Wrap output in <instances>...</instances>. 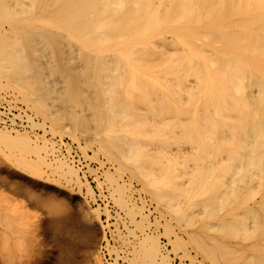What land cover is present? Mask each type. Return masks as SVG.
<instances>
[{
	"label": "rangeland",
	"instance_id": "rangeland-1",
	"mask_svg": "<svg viewBox=\"0 0 264 264\" xmlns=\"http://www.w3.org/2000/svg\"><path fill=\"white\" fill-rule=\"evenodd\" d=\"M5 1L13 8L18 7L17 9H19V5L23 6L25 4L27 6V8L32 9V8H30L31 4L29 3V0H26V1L20 0V1H22V4L19 0H17L19 2H17L16 0H11V1L8 0L11 3H9L7 0H5ZM23 2H25V3H23ZM25 5H24V8L27 9ZM5 14H7V12L5 10L0 11V47L2 49H4L3 51L8 52V51H14L16 48H20L19 42H24L26 39L23 37L18 38V36H20L19 33L23 32L25 30L24 28H22L24 25H31L32 23L29 21H27V23H26V21H23V22L17 24L15 26V28H13V25H11L10 22L6 20ZM28 23H30V24H28ZM34 25H37V24L34 23ZM39 25L37 26V28L41 29V25L40 26ZM15 29H16V31L14 32ZM42 29H45V28H42ZM23 48L19 49L20 54H22L26 57L28 56L29 58H32L33 55L31 54L32 51H31L30 47H28V48L23 47ZM47 49L50 50L49 47ZM48 50L45 49L44 52H42V55L45 54V52L47 53ZM50 51L47 53V54L50 53V55H48V56L46 55L47 57L45 59H47L49 57L47 60L48 61L47 63L50 62L51 65L49 64L50 65L49 67L52 66L51 69L47 68L48 66L47 67L41 66V65H44L46 63V60L44 61L45 63H42L44 60V55H43V57L39 56V55H41V54H39L41 52L38 53L39 55L35 54L37 57L36 56L34 57L36 59L37 58L39 59V60L37 59V63H35L36 65L34 64V66L37 67V65H38V67H39V63H40V66L42 68L43 67L45 68L43 70H42V68H40L39 69L40 72L36 69V67L32 68L33 71L31 69L32 72H30V71L26 72L24 69H21L20 67L16 68V70L14 72L12 69H10L7 66H4V67L0 66V128H2L4 130H10V132H12V133H16L15 132L16 130L21 131V132H25V134H27L30 137L33 144L35 141H37L38 144L40 145V148L37 150L35 148H29V147H25L23 145H10V144H7L3 141H0V264H58V262H60L59 261L60 255H58V254H60V252H59L60 250L58 249L59 246H58V248H57V245H55V244H53L54 245L53 246L52 245L53 240L50 241L51 237L49 235L47 236V234L44 231L42 232V230H41L40 223H39L40 220L38 219V217L41 218L43 216L44 209H43V206H41L39 203H37V201H35L36 198L38 197L37 195H35L36 192H37V194L42 193L41 195L38 194L41 197L44 195L45 196H52V197L57 196L56 198H60V199H62L63 198L62 196L66 195V194L71 195L72 196L71 200L75 204V208L79 211H82L83 213L85 212L84 214H85V217L87 220L86 221L87 225L90 226V224H91V226L95 227V229L97 228L96 230L99 233L98 242L94 246L95 248L92 247L93 248V249L91 248L92 250L91 249H89L90 251L88 250L89 252H87V254H85L86 258H83V260L85 259L84 262H82L83 260H81V262H82L81 264H97V262H99V260L102 264H150V263L155 264L156 262H158L160 255H157V257H156V254L154 253V255L149 256V258L150 257L153 258V260L151 259L152 260L151 261V260H149L147 255L143 253V251H144V249L142 248L143 245L145 244V246H146V244L151 243L149 236L151 238L153 236L158 237L159 244L161 245V250H163V252L166 253L167 256L169 255L168 259H169L170 264H264V261H263L264 255H262L264 253V241H263V238H264V231H263L264 230V202H262L263 204L261 203V200L264 199V182L259 184V182L256 181L255 179L249 180L250 178L247 179L245 177V176H248L246 174L247 172H249L255 168H251V170L249 169V171H247V172L244 171V169H242L243 171L240 170L244 173L242 176L243 178L241 177L240 180L233 179L232 183L229 181L228 185L227 184L225 186L222 185L224 187L230 186L229 187L230 190H231L232 186H236L233 188V192H234L233 195L234 196L233 195L229 196V194L227 193L229 196L227 199L228 203H226L227 201L222 202L223 204L225 203L224 204L225 206L223 204H221V205H223V207H221V208L218 207V209H215L214 206L212 204H210L211 207L213 208V211H212L213 213L210 211L212 209H209L208 205L210 202L208 201L207 197L209 198V196H212V194L215 192L217 194V192L220 191V189H219L220 186L217 187V189H216L217 191H215V192L212 191V193L210 192L209 189H208V193L207 192L205 193V190H203V187H202V183H203L202 181L203 180L206 181L205 180V177H206L205 171H206L207 167L212 166V168H211L212 170L208 169L210 171V174H209V171L207 173L210 175V177H209L210 179L208 178L209 181H207L208 182L207 185L205 184L206 187L211 185V183H213V182L215 183V181H217L214 178L215 173H217V174H215V177H217V175H219V172H224L223 171L224 169L229 168L231 166V161H232L233 157L231 156L232 158L230 161V158L228 157L230 155H227V157H226V152L229 149H230L229 152L234 149V147L232 150H231V148H228V147H232V145H230V143H232L233 145L238 143V142H236V139H237V135H239L238 134L239 131H238L237 135H234V137H231V140H230L229 137L231 135L230 136L227 135V134H230V130H231V129H229L230 127L228 128L229 132L227 134H225L226 132L224 131V129L226 128L225 125H224L225 128L223 127L224 129L222 130L223 133L219 131L220 130L219 127L221 126L222 123L218 127V130L217 129L215 130L213 128L214 127L213 122L217 121V120H214L216 118H214L212 120L211 116L214 117V114H215V111L213 110L214 105H215L214 96L218 97L217 96V95H219L218 92H216L217 94L215 92H213L214 93L213 94L211 91H210L211 93L209 92L210 94L207 93L208 96L211 97V101L207 97L209 102L205 101V104L209 103V105L208 104H206V105L209 106V107L208 106L207 107L209 108V111L211 112L212 115L210 114L211 120H210V118H208L211 122L208 120H206V121L211 123V125L209 124L211 127L208 126V123H203V125L207 124L209 129L205 128V130H204L205 133L204 134H203V132H200V133L203 134L202 137L204 138L205 136H207L206 135V132H207L206 129L207 130L212 129L210 131V133L213 132V135L215 136V139H216L213 141L216 142L218 145L223 141L225 142L226 139H229L231 141L229 143L230 146H228L227 143H221L219 145V146H223L226 149H224L223 147H221V148L217 147L218 150H223V152L225 150H227L225 153H222L223 155L221 153L218 154V152H216V149L215 150L213 149L215 144L213 143L214 145H212L211 142H213V141H210V139H214L212 137L213 136L212 134H211L212 136H208L209 138L212 137L210 139L205 140L206 139V137H205L203 140V138L200 137V135H199L198 139L199 138L202 139V140L199 139V142L205 141V143L202 145L203 148L209 147L208 148L209 150L210 149L214 150L217 153L216 157L214 156L215 154H213L214 152L212 150L208 151V149H207L208 152H206V150H204L206 152L205 153L204 151H202V149H203L202 146L197 147L198 146V140H195L197 138L194 139V137H193L195 143L193 142V139H191L190 141L184 142L185 140L183 141L182 139L183 138L187 139L188 137H186V136L184 137L185 133H183L182 131L180 132L183 136V138L181 139L183 141V144H182V141H180L182 146H180V143H179V145L173 144V142L175 143V141H176L175 138L178 139L177 137H179V138L181 137V136L175 137L178 134V132L180 131V129L182 127L185 128L184 126H182L180 129L175 128V124L173 122H176L177 118H179L178 113L180 115H182L181 113H183L182 110H181L182 111L181 113L179 110L181 108L180 106L182 105V103L184 104L187 101H190V99L183 98V100L180 101L182 103L180 106L178 104V107H180V108L178 109V111H179L178 113H177V111H175L177 114L175 116L176 118H173L174 121L172 120V118L171 119L168 118L169 115L172 113L171 109H170V111H165V110H169V109H167L168 108L167 105L169 104V102L172 101V103H175V102L179 103L178 101L181 100V98H182L181 96H184V95L187 96L188 94H191V92L188 90L184 89L185 91H183V88H181V87L185 86V88H186L187 87L186 83L192 84L189 82H191L192 80L195 79L194 74L190 75L191 76L190 78H192V79H190V78L188 79L190 81L187 82V80H185L186 82H184L183 81L184 76L182 78L181 77L182 74L180 73L181 76L179 75V77H180V79H183L181 81H183L185 83V85L183 86V84H184L183 82H182L183 84L180 83V85H179V82L178 83L176 82V84H178V86L181 88V90H179L180 88H178L177 89L178 91H175V92H177L175 94H173L175 89L173 90V92L171 94H169L168 89L167 90H166V88L161 89L159 86L157 89H153L152 86H154V83L152 84V81L150 79L148 84H150V83L151 84L149 86L153 90H155V91L157 90V92H155V91H154L155 93L152 92L153 93L152 95H151V93H149L148 95H151V96H148L146 94L148 93V89L150 90V87L149 88L147 87L148 89L146 90V94H144V92H143L145 87L143 89H141V87L146 83V82H144L143 84H141L142 83L141 81H143V80L147 81V78H148L147 76H149L143 71V69H141L142 68L141 65H143L145 63V62H141V61H140V63H142V64H138V66L140 65L139 67L137 66V63L139 61L132 62V64H134L132 66H130L131 63H129L128 65L130 66V68L134 67V66H135V69L137 67L140 68L138 70L133 69V71L135 70L134 71L135 73L137 72L139 75L140 74H143V75L146 74L142 77L140 76L141 78H144V79H141L140 77H138L141 79V81L137 79L138 75L135 77L136 79L134 78L136 81L138 80V82L139 81L141 82V83L140 82L137 83V85L140 86V84H141V87H139V88L141 89L142 92L140 90H138V86L136 85V83H135V85L137 87L134 84H132V79L128 75L130 74V76H131V73H133V72L129 71V69H130L129 68L127 71V79H126V81L128 82L127 85L128 86L130 84L134 85L132 87V90H135V91L132 92V90H130L131 89L130 86L127 87L125 85V87H124V86H122L123 84L122 85L119 84L122 89H119V88L117 89L118 90V92H117L118 97H117V95H115V97L124 100V101L122 100V103H124V102L126 103V104L124 103V106H125L127 113H132L133 115H136L133 113L134 109H136L137 115L139 116V114H140L141 116H143V117H138V119L142 118V119H144V121L145 120L146 121L141 122L140 120H142V119L137 120L136 119L137 115H136V117H133L132 115H131L132 117H129L130 116L129 115L128 117L132 118L131 121H134L135 119H136L135 120L136 122L140 121L139 123L135 122L136 125L133 122V125L135 127L132 125V122H131L130 126L134 127V128L132 127V131L130 129H128L129 127L124 128L125 126L129 125V124L124 125L126 120H123L121 122L117 121L118 123L116 122V124H115V120H114V122L112 121V123L114 125L112 123H111L112 125L108 124V123L106 124L108 127H106V131L104 132L103 131V122L100 119L104 120L103 117H105L104 115H106L107 106H103L102 103L100 104L101 108H102V106H103V108L104 107L105 108L101 109L104 115L102 118H99L98 116L101 113L100 108L98 109L100 111L98 114V111L96 110L97 108L95 109L96 111L93 110L95 108V106L91 103L92 100L94 102L96 99L94 90L87 88V90H88L87 94H89V95L92 94V96H91L92 99L88 96V101L93 106H86L88 104V101L86 104L84 102L85 99L81 100L82 101L80 104L81 108H79V106L77 104H75V106L73 107V105H71L73 103H71V104L65 103V106L62 107L63 104H60L57 101L56 98H58V96L62 95L64 92L63 87L65 88V84L62 81L66 79V75L63 74V76H60L61 74L59 75L57 73H59L58 70H60L61 68L64 70V68H66V67L64 66L65 64H63V63H65V61L62 60V58L60 59L59 57H57L58 54L56 52L54 53L52 50V52L54 54H51L52 52H50ZM2 55H3V53L0 52V58ZM160 59H157V60H159L158 62L162 63L161 65H163L164 60L163 61L161 60L162 61L161 62ZM57 60L58 61L62 60L63 63L62 62L60 63V61H59V63H57L58 62ZM215 60H218V58L217 59L215 58ZM40 61H42V62H40ZM176 61H173L174 65L180 63V60L178 61V63H176ZM181 61H184V60H181ZM198 61L200 64L202 63L200 60H198ZM135 62H137V63H135ZM156 63L154 62L151 65H153V66H154V64L156 66L158 65V68H159V66H160L159 63L158 64H156ZM169 63H172V62L170 61ZM169 63H168V65H173V64H169ZM185 63L186 62L184 61V64ZM145 64H147L146 67L151 66L149 63H145ZM164 67H167V65ZM158 68L153 69L154 73L153 72L152 73L154 75H151V77L152 78L154 77L153 79H155V80L158 79L156 77H159L158 80L161 82H162V79H160V78H162V77L164 79L167 78L164 81L167 85L169 80H171L170 75L167 73H166L167 75H164L165 73H164V71H162L163 70L162 67H161V69H162L161 71L164 74H161V72L157 71ZM183 68L188 70L187 69L188 67H183ZM183 68L181 67V69H182L181 72L185 70V69L183 70ZM164 70H166V69L164 68ZM186 72H184V73H186ZM135 73H134V76H135ZM176 74H178V73H175V75ZM189 74H191V71ZM24 75H27V76L24 77ZM186 75L188 76V74H186ZM64 76H65V79H64ZM193 76H194V78H193ZM41 77L44 78L45 82H47L50 85H47L46 83H44V81L42 80ZM25 78L32 79V80L36 79V81H35L36 84H37V82L41 81L39 84H37V85L35 84L36 86H40V84H42V81H43L44 85L46 84L45 86L42 84L43 86H40L37 88H39L40 91L43 92L44 97L47 96L46 97L47 101L44 103V105L46 106L47 113H42L41 111L35 112V110L31 109V107L28 104H26L27 102L25 100H23L24 99L23 94L19 90L20 89L19 83L22 82L23 80H25ZM37 78L41 79V80L37 81ZM172 78H173V76H172ZM174 79H175V77H174ZM177 79L178 78L176 77V80ZM185 79H187V78H185ZM32 80H28V81L31 82ZM167 80H168V82H167ZM126 81L125 82L123 81V83L125 84ZM129 81L131 82L130 84H129ZM136 81H134V82H136ZM177 81H179V79ZM66 82H67V79H66ZM192 82H194V81H192ZM51 83L54 85L51 86ZM148 84H145L144 86H146ZM172 84L175 85V81ZM181 84H182V86H181ZM54 86L56 87L55 90H53ZM172 86L173 85H171L169 87H172ZM192 86H195V85L192 84ZM82 87H83V85H82ZM176 87H177V85H176ZM58 88H60L62 91L59 90ZM136 88H137V91H136ZM173 88H175V86H173ZM45 89H47L49 91H46ZM57 89H58V92L56 91ZM191 89H192L191 91L194 90L193 88H191ZM201 90H205V89L202 88ZM201 90H200V92H201ZM59 91L61 92V94L59 93ZM195 91L196 90H194V92ZM205 91H208V90H205ZM202 92L204 93V91H202ZM234 92H231L232 96H230L232 101L233 100L235 101V99L237 98L236 97L235 99H233V96H235L237 93V92H235V94H233ZM121 93H127V94L123 95ZM196 93L197 92L192 93V94H196ZM201 93L199 95V97L201 96V98L198 97V93L196 94L197 98L200 101L197 100V102L199 101L197 103V106L196 105L193 106V103H192L193 108L197 107L196 109H198L199 106L201 107L202 103H204V99H203L204 96L203 95H205L206 92H205V94H203V93L201 94ZM192 94H191V96H188V97L193 98L194 95H192ZM119 95L125 96L126 98H123L121 96L119 97ZM238 95H239V97H242V96H240V95H242V94H240V92L238 93ZM166 97H167V101L169 100L168 102H166L168 104L162 102L164 100V98H166ZM184 99H187L186 102L184 101ZM229 99H227V100H229ZM231 99L229 101H231ZM240 99L241 98H239V101H240ZM97 100L100 101L99 98H97ZM111 100H113V97H111L110 100L108 99L107 101L110 103ZM158 100H161L160 103H163L162 107L164 105L167 106V108L164 107L163 110H160V108H162V107H160L158 110L159 112L160 111L161 112L164 111L165 113L171 112L170 114L169 113L167 114L168 117L166 119L161 117V119H163V121L169 119L168 120L169 122L166 121V122H162V124H161V120H158V119H160L158 117L159 113L157 111L156 112L158 115L157 114L153 115V113L152 114L150 113L151 111L155 112V110H157L156 108L158 105L157 104ZM193 100L196 101V99H193ZM126 101L131 102V105L129 103H127ZM154 101H156V103ZM164 101H166V99ZM229 101H226V103L228 104ZM232 101H231V103H232ZM239 101H237L238 103L236 101L233 102V104H232L233 107L235 104V105H237L236 107L239 108V106H238ZM191 102H194V101L191 100ZM200 102H202L201 105H200ZM82 103L84 104V106L82 105ZM146 103L149 106H151V104H152V106L149 107L146 105ZM172 103H170L171 106L169 104L170 107H173ZM187 103H189V102H187ZM231 103L229 106L227 105L228 106L227 108H229V107L232 108ZM98 105H99V102H98L96 107H98ZM126 105H127V107H126ZM160 105H158V107ZM206 105L205 106L203 105V106L206 107ZM131 106L134 108L133 111H131L132 110ZM175 106L177 107L176 103H175ZM175 106L173 107L172 110L175 109ZM186 106H187V104H186ZM108 107H109V105H108ZM147 107H149V109L150 108L153 109L154 111L153 110L147 111L148 110ZM183 107H184V105H182V108ZM185 107L183 109L184 111H185ZM204 107H203V109H204L203 111H206L205 110L206 108H204ZM236 107H234L236 109V111L234 108H232V109L230 108L231 109L230 111H232V110L235 111L234 114L235 113L238 114L240 112L239 109ZM240 107H241V104H240ZM177 108H176V110H177ZM109 109H111V107H109ZM188 110H189L188 112L191 113L190 108H188ZM198 110H197L198 112L195 116L193 114H195L196 111L193 110L194 112L191 113L192 117H190L191 114L189 116H187L188 118H182L183 116L182 117L180 116V117L182 118V120L183 119L188 120V121H186L188 124L194 120H197V121L199 120L198 123L200 121L203 122V120H205L207 118V117L205 118L202 116V115H204L205 112L202 113V111H200L201 109H198ZM209 111H208V113H209ZM164 112H162V113H164ZM200 112L202 113L201 117H203V120L198 119V117H197L198 115L201 114ZM232 112L230 113L231 115H232ZM25 113L28 114L29 116L26 115ZM165 113L163 115H165ZM186 113H187V110H186ZM58 114H60L61 117L62 118L64 117V118L62 119ZM96 114H97V116L95 117ZM187 114H185V116ZM62 115H64V116H62ZM174 115H172V116H174ZM227 115H228V113L225 116H227ZM101 116H102V114L100 115V117ZM236 116H238V115H236ZM236 116H234V117H236ZM165 117H166V115H165ZM201 117H199V118H201ZM234 117H233V119H231L232 121L237 120V118L234 119ZM106 118L107 117H105V119ZM181 118H179V119H181ZM189 118H191L192 121L189 120ZM227 118H228V116H227ZM52 119L55 120V122L52 121ZM224 119H225L224 121L227 122L226 120H228V119H226L225 117H224ZM170 120L173 121L172 125L169 124L171 129L167 126L168 125L167 122L170 123L171 122ZM182 120H181V122H182ZM157 121H160L159 123L162 125L161 129L163 128L161 135H159V133L161 132V131H159L160 128L156 129L157 128L156 126L159 127V125H160V124H158ZM232 121H230V122L228 121V122H229V124H231L235 128L236 123L234 124V122H236V121H233V122ZM150 122H152L154 124V125H152V124H150V125L155 126V128L153 127L155 129L154 136L151 134L154 132L153 128L150 127L152 129V132L148 128L145 129L146 127H149L148 123H150ZM186 122H184V123H186ZM225 122H223V124ZM237 122H238V120H237ZM40 123H41V125H39ZM58 123H60V124L58 125ZM121 123L122 124L124 123L122 125V127L120 126ZM126 123H129V122L126 121ZM193 123L196 124L197 122L194 121V122H192V124H190V126L191 125L193 126L191 128L194 130L193 131L191 130V131H192L193 135L195 136L196 134L194 132H199V130H202L204 127L202 128V126H203L202 125L201 126L202 129L196 128L197 126H195ZM182 124H183V122H182ZM182 124L176 123L177 126L182 125ZM188 124L187 125L183 124V125H185L187 127ZM223 124H222V126H223ZM227 125H228V123H227ZM79 126H80V128H78ZM190 126H188V127H190ZM183 128L181 130H183ZM234 128H232V131ZM164 129H165V132H163ZM197 129H198V131H197ZM221 129H222V127H221ZM52 130H54V132ZM146 130H149L147 132H149V135H152L153 137L152 136L148 137L147 135H146V137L143 136L146 134ZM157 130L159 131L158 133H156ZM236 130H238V129H236ZM236 130L234 129L233 132H235ZM142 131H144L145 134L142 135V133H143ZM186 131H187V129L184 132H186ZM217 131H219L220 136H223L221 134H224V135H227L228 138H226V136H223V139H224V137L226 139L222 141L221 139H219L220 137L217 135L218 134V133H216ZM232 131H231V133L233 136ZM72 133H74V134H72ZM134 133H135L136 137H134L135 135L134 136L132 135ZM180 133L178 135H180ZM104 134H105V137H109L112 135L116 136L115 138L110 137L112 139L110 142H111V144L112 143L118 144L120 146V149L123 152V154L121 156L117 155L116 157L113 156L112 158L110 156L107 157L108 155L106 156L104 153H102L99 150V143H98V140L96 139V136L98 135V136L103 137ZM207 134H208V132H207ZM235 134H236V132H235ZM71 135H75L77 137V139L72 138ZM155 136L157 138H154ZM158 136H160V137H158ZM172 136H174L175 138ZM241 136L242 135L240 134V137L238 139H240ZM150 137H152L153 142H155V140H157V141L153 144L149 143L151 141V140L149 141ZM168 137H172L174 139V141H170L171 139H168ZM166 138L168 139V141H165ZM233 138H236V139H233ZM136 139H139L140 143H136V145L134 146L133 143L137 141ZM147 139L149 142L147 141ZM134 140H136V141H134ZM178 140L176 141L177 143H178ZM232 140H234V141H232ZM139 141H137V142H139ZM169 141L172 143H170ZM168 142L170 144H168ZM207 143L209 144V146H207ZM144 144L146 145V147H144V149L147 150L146 152L142 151L143 147L139 148V146H138V145L143 146ZM67 146H69V147H67ZM137 146H138V148H137ZM177 147H179V150ZM45 148H48V150L46 151ZM199 148H202L201 151ZM215 148H216V145H215ZM51 149H53V150H51ZM235 149H236V146H235ZM198 150H199L200 154L205 153V155L207 154L206 156L209 157V154L211 152L210 156L212 154H213V156H211L208 159V162L206 161L207 163H204L205 159H202L201 157H200V159H202V160H200L199 158L197 159V156L200 155V154L197 155ZM140 151L143 152V154L141 153L142 155L140 154ZM163 152H165V153L163 154ZM219 152H221V151H219ZM230 154H232V153H230ZM195 155H197L196 159L194 158ZM205 155L203 154L201 156H204V158H205ZM218 155H220V156H218ZM213 157H215V159ZM207 158H206V160H207ZM227 158H229V159H227ZM213 159H214V161H213ZM228 160L230 163L229 166H227ZM61 162H66L67 164L71 165L73 167V169H75L77 171V175L79 176V178L82 181H85L88 185H91L93 192L91 191V194H90V191L87 189L86 185H84L82 182H77L76 179H71V177L69 176V173L67 171H64L60 167ZM223 165L224 166L226 165L227 167L225 166V168H223V170H222L221 168L223 167ZM204 167H206V168H204ZM213 168H214V170L215 169L216 170L214 171ZM217 170H219V171H217ZM220 170H222V171H220ZM253 171L255 172V170H252V172ZM252 172H251V174H253ZM211 173H213L212 176H211ZM143 176L146 178H143ZM199 176H201V178ZM220 176H223V175H221V173H220V175L218 177L220 178ZM161 177L162 178L166 177V179L161 180L163 183H167V182H165L167 180L170 182V183L168 182L169 184L168 183L167 184H168L169 192L172 191L170 193L171 195H169L170 197L172 196V199L168 203L158 201L155 198V195L152 196L151 188L154 186V184H150L149 180L151 178H154L157 180L159 179V181H160ZM227 177H228V175H227ZM198 178H200L199 179L200 182H195V181H197ZM194 179H196V180H194ZM212 179L214 181H212ZM221 179H223V177ZM225 179L228 181V178H225ZM219 181H217V182H219ZM198 183H199V185H196ZM215 184H212V185L215 186ZM195 186H197V187L194 191ZM214 186H212V187L214 188ZM224 187H222V188H224ZM247 188H249L248 191L250 190V188L251 189L256 188L255 191L253 189L254 194L252 193V190H250L249 191V193L251 192L250 195L248 193V194H246V196H244L245 193H247L246 192ZM225 189H222V190H225ZM33 191H35V192H33ZM30 192L33 194H31ZM45 192H46V194H45ZM47 192H49L50 195L49 194L47 195ZM195 192H197V193L193 194ZM243 192H245V193L243 194ZM199 193H202L204 196L201 195L200 197H198L197 195ZM210 193H211V195H208ZM57 194H59V195H57ZM32 195H35V196H32ZM192 195H195L197 197H194ZM232 196H233V199H231ZM243 196H244V198H243ZM248 196H250V197H248ZM206 199L209 202V203H207V207H208V208L206 207L207 209H205L206 204L204 205V203L207 202V201H205ZM198 200L199 201L201 200L200 202H203V204L200 203V205H198V202H197ZM225 200H226V198H225ZM231 200H234V202ZM201 204H202V206H204V210H206V211L202 210L203 208H202ZM95 206L97 208H99V217H95V216L88 217L87 216V209L91 210ZM232 207H234V208L237 207V209L235 210ZM249 208H251V209H249ZM231 209L232 210L234 209V210L232 211ZM229 210L232 213L229 212ZM247 210H248V212H246ZM208 211H210V212H208ZM226 211L229 212V214ZM242 211H244V212H242ZM252 211H253V213L257 212V213H255L257 215L254 217L255 221L252 219V216H251ZM207 212H208V214H207ZM209 213H212L213 215H209ZM235 213L237 215V216H235L236 218L238 216L240 218L241 214L247 213V214H244V216H245L244 219H242L243 217H241V219L243 220V224L245 223V225H246V223H247L248 226L246 225L245 226L246 228L251 227L250 228L252 230L251 232L256 233V234H253L254 237L257 235L255 238L251 235L252 233L250 234L249 232L248 233L251 235V237H246V236L244 238L242 237L244 235H242L241 232H239L240 228H243V224H242V227H240L241 225L239 224L242 220L241 219L235 220L234 216H232ZM227 214H228V216H227ZM212 216L215 218H213ZM253 216H254V214H253ZM220 217L222 220L226 219V222L225 221L223 222L220 219ZM257 217H259V218H257ZM218 219L221 220L222 223ZM227 219H228V222H227ZM245 219H246V221H245ZM218 221L220 224V226L218 227L219 229L222 227L221 224H224V223L226 224V223L231 222V224L233 223V226H236L238 221H239V223H238L239 225H237L240 227V228L237 227V228H239V231L237 230L239 232V235L232 234L230 229L226 228L227 225H229L231 227L230 223L226 224V226H224L225 228H221L220 231H217V230H219V229H217L218 225L216 226L217 230L216 229L213 230V229H211V226L210 227L208 226V224L215 226L214 224L215 223L218 224L217 223ZM187 224L189 226H187ZM204 225H207L210 229H208V231H207V228L205 226V228H206L205 229ZM231 228H233V227H231ZM246 228H244V229H246ZM244 229H242V230H244ZM247 229H246V231H248V230L250 231V229H248V230ZM226 230L228 233L225 232ZM234 231H235V229H234ZM234 231H232V232H234ZM246 231H244V232H246ZM190 232L193 233V235L198 233L199 235L204 237V240L208 244H209V242L210 243L220 242L222 245L226 246L227 248H229V247H231V248H229L225 251V252H228L226 254L223 252L224 248H219L220 253H222V256L220 255L222 257V259H220L217 262L213 259L208 258L206 256V254L202 252L201 249H198L197 245L195 246L193 241H191L192 238L190 239V237H192ZM248 233L246 232V234H248ZM249 234L247 236H249ZM206 235H209V236H206ZM44 236H47V237L45 238ZM224 236H226V237H224ZM157 237H155L154 239H156ZM207 237L208 238L213 237L215 240L213 241V238H211V240H210ZM44 238L46 239V241ZM245 238H247V239H245ZM217 239H218V241H217ZM201 240L203 241V239H201ZM146 241L149 243H146ZM53 243H55V242H53ZM257 243H259L260 245ZM253 244L254 245L256 244L255 247H252V246H254ZM44 249L48 250V251H45ZM94 253L99 257V260L95 256ZM154 258L156 259V262H153ZM60 264H62V262H60Z\"/></svg>",
	"mask_w": 264,
	"mask_h": 264
},
{
	"label": "bare ground",
	"instance_id": "bare-ground-1",
	"mask_svg": "<svg viewBox=\"0 0 264 264\" xmlns=\"http://www.w3.org/2000/svg\"><path fill=\"white\" fill-rule=\"evenodd\" d=\"M19 1H17V2H19ZM20 2L22 4V1H20ZM9 3H11V2H9ZM23 3H25V2H23ZM29 3L31 4L30 8H32L33 10L27 8V6L25 4L24 5L26 6L27 9L24 8V5L23 6L19 5V9H17L18 7H14V8L11 7L5 0L4 1L2 0L0 2V11L5 10L7 12V14H5L6 20L9 21L11 25H13V28H15V26L17 24H19L23 21H26V23H27V21L32 23L31 25H24L22 27L25 30L23 32L19 33L20 36H18V38L23 37L26 39L24 42H19L20 48L30 47V49L32 51L31 54L33 55L32 58H29L28 56L26 57V56L20 54V52H19L20 48H16L14 51H8L7 52V51H3L4 49H2L0 47V52L3 53V55L0 58V66L1 67L7 66L10 69H12L14 72H15L16 68L20 67L21 69H24L26 72H29V71L32 72L33 71L32 68L36 67V66H34V64L37 63V59H38V58L36 59L34 57L39 52H41V53H39L41 55H39V54L38 55L42 56V57L44 55V60H43V62L42 61H40V62L45 63L44 61L46 60V63H47L48 62L47 60L49 57L47 59H45V58L48 55H50V53L49 54H47V53L50 50H51L50 52H52V50H53L54 53L56 52L59 55V56L57 55V57H59L60 59L62 58V60L65 61V63H63L62 60L61 61L59 60L60 63L62 62L63 64H65L64 66L66 68H64V70L61 68L60 70H58L59 73H57V74H59V75L61 74L60 76H63V74L66 75V79H67V82H66V79L64 76L65 80L62 81L65 84V88L63 87L64 92L62 95H60L61 92L59 91L60 94L59 93L58 94L60 96H58V98H56L57 101L60 104H63L62 107L65 106V103H70V104L73 103V104H71V105H73V107L75 106V104H77L79 106V108H81L80 107L81 106L80 104L82 102L81 100L85 99L84 102L87 104L88 96L92 99V97H91L92 94H90V95L87 94V92H88L87 88L94 90L96 99L94 98L95 101L93 102V100H92L91 103L95 106V108L93 110H95L97 108L96 110L98 111V114L101 111V113L98 116L99 118H102L104 115L101 109L105 108V107L103 108V106H107L106 115H104L107 118L105 119V117H103L104 120L100 119L103 122V131L104 132L106 131V127H108L106 124L107 123L111 124L112 121L114 122V120H115V124L117 121L121 122L123 120H126L129 123H126V121H125V124L124 123L123 124L124 125L129 124V125L125 126L124 128L129 127L128 129H130L132 131V127L134 126L133 122L135 123L136 119L137 120L142 119V118L138 119V117H143L140 114L138 116L136 113V109H134L132 106H131L132 107L131 111H133V109H134L133 113L136 114L137 117H136V115H133L132 113H127L125 106H124L125 102L122 103L123 99L115 97V95H117V92H118L117 89L118 88L122 89L119 84H121V85L123 84L122 86H124V87H125V85L127 87L130 86L131 89L130 88L129 89L132 90V87L135 85V83L137 85V83H139L141 81V79H144L141 77L147 74V75H149V76H147L148 77L147 81L143 80V81H141L142 83L140 82L141 84H143L144 82H146L145 84H148L149 80L151 79L152 84L154 83V86L151 85L153 89H157L158 86L161 89L166 88V90L168 89L169 94H171L173 92V90L175 89L173 92V94H175V93H177L175 91H178L177 89L180 88L178 86V84H176V82L177 83L179 82V85L183 81L186 82L185 80H187V82H188V81H190V80H188L191 77L190 75L194 74L195 79L192 80L194 82L191 81L189 83H192L196 87L192 86V84L186 83V86H187L186 87L187 89H186L184 86L185 83L183 82L184 84L183 83L182 84L184 87H181V88H183V91L188 90L191 92V94L197 92L198 97L202 91H204V93L202 92L203 94H205V92H206V94L207 93L210 94L211 92L212 93L218 92L219 93V95H217L218 97L214 96V102H215L214 108L215 109L213 108V110L215 111V114H214V117L211 116L212 120L214 118H216L214 120H217V121L213 122V125H214L213 128L215 130L216 129L218 130V127L220 126V124L221 123L223 124V122H225L224 121L225 120L224 117H225L228 120H226L227 122H225L223 124V126L221 124V126L219 127V129H220L219 131L222 132V130L226 127L224 129V131L226 132L225 134H227L229 132V129H231L230 134H227L228 136L231 135L229 137L230 140H231V137H234V135H237V133L239 131V133H238L239 135H237V139L233 138V139H236V142H238L235 145L230 143L231 141L229 139H226V138H228L227 135L221 134L223 136H226V138L224 137V139H223V136L219 135V131L216 132V133H218L217 135L220 137L219 139H221L222 141L226 139L225 142L220 141L221 143H227L228 146L232 145V147H228V148H231V150L234 147V149L230 152H229L230 149L228 151L225 150L223 152V150L217 149V147L218 148L223 147V146H219L221 143L218 145L216 142L213 141L216 139H215V136L213 135V132L210 133V131L212 129L211 130L206 129L208 134L206 132L207 136H205L206 137L205 140L210 139L212 137L214 138V139H210V141H213V142H211V144L216 145V148L214 145L213 149L214 150L216 149V152H218V154L219 153L222 154V153H225L227 151L226 157H227V155H230V156H228L230 158V161H231L232 157L234 159L232 158L231 166L229 168H226L223 170V168H225L226 165L225 166L223 165V167L221 168L224 172H219V175L221 173V175H223V176H220V178H219L218 177L219 175H217V177H215V174H217V173L214 174L215 180H217V181L220 180V181L219 182L215 181L216 184L213 182V183H211V185H209L207 187H206V185L208 184L207 181H209V179H210L209 178L210 177V175H209L210 171L208 169H211L212 166H209L207 168L204 167V168H206V171H205L206 172L205 173V175H206L205 180L206 181H204V180L202 181L203 182L202 183L203 190H205V193L206 192L208 193V189H209L210 192L212 193V191L213 192L217 191L216 189L218 186H220L222 188L226 184L228 185L229 181L232 183L233 179L240 180L244 174L242 172L243 171L242 169H244V171L247 172V171H249V169L251 170V168H255V169H252V170H255V172L254 171L252 172V170H251V171L246 173L248 176H245V177L247 179L250 178L249 180L255 179L256 181L259 182V184L264 182V0H29ZM34 23L37 25H34ZM28 24H30V23H28ZM39 24L41 25V29L37 28V26ZM42 28H45V29H42ZM15 31H16V29L14 30V32ZM48 47L50 48V50L47 49ZM45 49L48 50V52L47 53L45 52V54L42 55V52H44ZM53 52L51 54H54ZM215 58L216 59L218 58V60H215ZM157 59H160V61L164 60L165 63L167 61L168 62L166 64L163 62V65H161L162 63H159L158 62L159 60H157ZM168 59L172 63H169L170 61ZM172 60L173 61L177 60L176 63H178V61L180 60L181 64L178 63L179 65L176 64L177 65L176 66V65H174ZM181 60H184L187 64L186 63L184 64V61H181ZM196 60L197 61L200 60L202 63L200 64L199 61L197 62ZM59 61L57 63H59ZM134 61H139L138 63L135 62V63H137V66H138V64H142V63H140V61L145 62V63H149L150 65L154 62L155 63L157 62L156 64L159 63L160 66L158 68V65L156 66L154 64V66L151 65V66L146 67L147 64L144 63L145 65L144 64L141 65L142 66L141 69H143V71L146 74H144V75L140 74L139 75L137 72L135 73L134 71L140 69V68H138L140 65L136 69H135V66L130 68V66L134 65V64H132V62H134ZM129 63H131L130 66L128 65ZM168 63L173 64L174 66L168 65ZM45 64L41 65V66H44V67L48 66L47 68L51 69L52 66L49 67L51 65L50 62L47 63L46 65ZM166 65H167V67H164ZM41 66L39 63V67H38V65H37L38 68L36 67V69L39 72H40L39 69L42 68ZM44 67L42 68V70L45 69ZM154 67L156 69L158 68L157 71L161 72V74L165 73L164 75H167V74L170 75V78H171V80H169L170 83L167 80V82L170 85L168 83L166 85V83L164 82L165 79H167V78H165V79L163 77L160 78V79H162V82H161L158 80L159 77L155 76L156 78H158L156 80L153 79L154 77L153 78L151 77V75H154L153 74L154 73L153 69H155ZM161 67L163 70L161 69ZM181 67L182 68L188 67L187 68L188 70L183 68V70L184 69L185 70L182 71L183 72L182 73ZM164 68L166 70H164ZM31 69H32V71H31ZM128 69H129V71L133 72V73H131L132 77L130 76V74L128 76L132 79V84H134V85L130 84L131 80L129 81L130 85L129 86L127 85L128 82L126 81V79H127ZM133 69H135V70L133 71ZM161 70L164 71V73ZM189 70L191 71V74H189L190 73ZM184 72H186V73H184ZM134 73H135V76H134ZM175 73H178V74L175 75ZM180 73L182 74V76ZM186 74H188V76ZM179 75L182 78L184 76V80L180 79ZM25 76H27V75H24V77ZM136 76H137V79L140 80L139 82H138V80L137 81L135 80ZM172 76H173V78H172ZM194 76H193V78H194ZM138 77H140L141 79ZM174 77H175V79H174ZM176 77L179 79V81H177L178 79L176 80ZM185 78H187V79H185ZM190 79H192V78H190ZM28 80H32V79L25 78V80H23L22 82L19 83V85H20L19 90L23 94V98H24L23 100H25L27 102L26 104H28L31 107V109L35 110V112L41 111L42 113H47L46 106L44 105V103L47 101V99H46L47 96L44 97L43 92L40 91V89L37 87L43 86L44 83H46L47 85H50V84L45 82L44 78H42L44 83L42 81L43 85L40 84V86H36V85L39 84L41 81L37 82V84H36V82H35L36 79H33L32 80L33 82L32 81L30 82ZM39 80H41V79L37 78V81H39ZM181 80H183V81H181ZM123 81L124 82L126 81V83L124 84ZM134 81H136V82H134ZM172 81L173 82L175 81V85L172 84L173 83ZM81 84L83 85V87ZM141 84H140V86L137 85L138 90L141 91V89H143L145 87L143 92H144V94H146V90L150 87L149 85L151 83L146 85V86H144L145 85L144 84L142 87H141ZM182 84H181V86H182ZM53 85L54 84L51 83V86H53ZM171 85L175 86V88H173V86L169 87ZM176 85H177V87H176ZM55 86H54L53 90H55V88H56ZM139 87H141V89ZM152 88L150 87V90L148 89V93L146 95H148L149 93H151V95L153 94L152 92H154L155 90H153ZM181 88L179 90H181ZM191 88H193L196 91L195 92H194V90L191 91L192 90ZM202 88H204L205 90H208V91L201 90ZM58 89L61 90L60 88H58ZM58 89L56 90L57 92H58ZM199 89L201 90V92ZM45 90L49 91L47 89H45ZM134 91L135 90H132V92H134ZM136 91H137V88H136ZM234 91L237 93L235 96H233V99H235L236 97L237 98L239 97V95H238L239 92H240V94H242V95H240L242 97H239V98H241L240 101H239V98L238 99L236 98L237 100L235 99L236 102L239 101V104H238L239 108L236 107L237 105L234 104V107L238 108L240 111L238 114L235 113L239 117L234 114L236 109L233 107L232 104L235 101L234 100L232 101V99L230 97V96H232L231 92H234ZM155 92H157V90ZM235 92L233 94H235ZM121 94L125 95L127 93H121ZM191 94H188L187 96L184 95L185 97L181 96L182 98L180 97L181 100L178 101L179 103L175 102L177 107H178V104H179V106L181 105L182 102H180V101H182L183 98L190 99V101H187L189 103L186 102L187 99H184V101L186 103H184V104L182 103V105H184V107L187 104V106L185 107V111L183 110L184 107L182 108V105L180 106L181 108L180 107L177 108L175 106V103H172V101L170 100L171 102H169V104L172 103V106L173 107L175 106V109L172 110L173 107H170L171 104L169 106V104L166 103L169 101V100L167 101V97H166V98H164V100L166 99V101L163 100L162 102L168 104L167 105L168 108L166 105H164L162 107L163 103H160L161 100H158L157 104L158 105L161 104V105L158 107V105L156 104L157 110H155V112L157 111L159 113V115L157 114V112L155 113V112L151 111L150 113L151 114L153 113V115L157 114L158 117L160 118L158 120H161V124H162V122H166L169 119L163 121V119H161V117L166 119L168 117L167 114L168 113L170 114L171 112H172L170 114L171 116L169 115L168 118H170V119L172 118V120L174 121L173 118H176L175 116L179 112L178 111L179 108H180L179 109L180 113L183 111V113H181L182 115H180L178 113L179 118H181L182 116H183L182 118H188L187 116H189L191 113L196 111V113L193 114L195 116L197 114V112L199 111L198 109H201L200 111H202V113H204V112L205 113H204V115H202V113L200 112L201 114L197 116L198 119L203 120V117H205V118L207 117V118L205 120H203V122L200 121L199 122L200 124L198 123L199 120L198 121L194 120L197 123L196 124L193 123V124L195 126H197L196 128H199V129L201 128L203 123H208V126H210L211 125V123H210L211 122L210 121L211 120V118H210L211 112L209 111V108H208L209 103H206V104H208V105H206L205 101L207 102L208 99H210V101H211V97L208 96V94L207 95L205 94V95H203L204 96L203 97L204 103L200 102V105L202 103L201 107L203 105L204 106L206 105V107L203 106L204 108H206L205 109L206 111H203L204 110L203 107L201 108L200 106L198 109H196L197 107H194L196 109L195 110L193 108V106L194 105L197 106V103L200 100L197 98L196 94H192V95H194V97L192 96L193 98L188 97V96H191ZM151 95H148V96H151ZM120 96L121 95H119V97ZM111 97H113V100H111V102L109 103L107 100L108 99L110 100ZM117 97H118V95H117ZM121 97L126 98L125 96H121ZM207 97H208V99H207ZM228 97L231 99L232 103H231V101H229L230 99ZM97 98H99L100 101L97 100ZM199 98H201V96ZM193 99H196V101ZM227 99H229V100H227ZM191 100L194 102H191ZM197 100H199V101L197 102ZM226 101H229L228 104L226 103ZM98 102H99V105H98V107H96ZM126 102L131 105V102H128V101H126ZM154 102L156 103V101H154ZM101 103L103 105L102 108L100 107ZM192 103H193V106H192ZM230 103L232 105V108L235 109V111L232 110L233 112L230 111L232 109L231 107L227 108L230 105ZM88 104L86 106H93L90 104L89 101H88ZM188 104L189 105L191 104L190 106L192 108ZM240 104H241V107H240ZM82 105L84 106L83 103H82ZM108 105H109V107H111V109H109ZM146 105H147V103H146ZM147 106H149V105H147ZM151 106H152V104H151ZM151 106H149V107H151ZM126 107H127V105H126ZM149 107H147V109H148L147 111L153 110L151 108L149 109ZM160 107H162V108H160ZM164 107L169 109V110H165V111H170V109H171V112H167V113L162 111L165 113L166 117H165V115H163L164 113H162L161 111L160 112L158 111L159 108H160V110H163ZM99 108H100V111L98 110ZM176 108H177V110H176ZM188 108H190L191 113L188 112L189 111ZM186 110H187L188 114L186 113ZM175 111H177V113ZM208 111H209V113H208ZM231 112H232V115L230 114ZM227 113H228V115H227L228 118H227V116H225ZM101 114H102V116L100 117ZM185 114H187V115L185 116ZM26 115H28V114H26ZM58 115L61 117L60 114H58ZM131 115L133 117H136L135 120L133 119L134 121H131L132 118H129V117H132ZM172 115H174V116H172ZM201 115L203 117H201ZM233 115L236 117H234ZM62 116H64V115H62ZM96 116H97V114L95 115V117ZM232 116L234 117V119L237 118V120H238V122H237V120H233V121H236V122H234V124L236 123L235 126L237 128L236 127L234 128L231 124H229V122L232 121L231 119H233ZM190 117H192V114L190 115ZM199 117H201V118H199ZM179 118H177L176 122H173L172 120H170L171 122L168 123L169 122L168 121L167 122L168 125L167 124L166 125L170 129H171V127L169 126V124L172 125V122L175 124V128L180 129L182 126H184L187 129V131L184 132L186 129L182 127L183 130H181L182 129L181 128L180 131L178 132V134L182 131L183 133H185L184 137L186 136L188 138L187 139L183 138L181 133H180V135H178V134L176 136L174 135L175 137H177V136H181V137L180 138L177 137L179 139L178 140L174 136H172L175 138L176 141L178 140V143L175 141V143L173 142V144L179 145V143H180V146H182L184 140H185L184 142H187V141H190L191 139H193V137H194V139L197 138L195 140H198V146L197 147H201L205 143V141L199 142V139H201V138L198 139V137H199V135H200V137H202V135L205 133V131H204L205 128L209 129L207 124H205L206 126L205 125L202 126V128L204 127L203 129L201 128L203 131L199 130V132H194L196 134L194 136L192 133V131L194 129L191 128L193 126L192 125L190 126V124H192V122H194V121H192L191 118H189V120H191L192 122L190 121L191 123L188 124L186 122L188 120H185V119L182 120V118L181 119H179ZM208 118H210V120ZM181 120H182L183 124H186V125L188 124V126H190V127L187 126L188 127L187 128L185 125H183ZM206 120H208L210 122H208ZM52 121L55 122V120H53V119H52ZM140 121L145 122L146 120L144 121V119H142ZM140 121H137V122L139 123ZM131 122H132L133 126H130ZM157 122H158V124H160L159 123L160 121H157ZM184 122H186V123H184ZM136 123H135V125H136ZM176 123H178V124L180 123L182 125L177 126ZM227 123H228V125H227ZM59 124L60 123H58V125ZM123 124L121 123L120 126L122 127ZM148 124H149V127H146L145 129L148 128L152 132L151 128H153V127L155 128V126H152V125H154L152 122H150ZM150 124H152V125H150ZM39 125H41V123ZM160 125H159V127L156 126L157 127L156 129H158V128L161 129L162 125L161 126ZM224 125H225V127H224ZM221 127H222V129H221ZM78 128H80V126ZM154 128H153L154 132L153 133L150 132L153 136L155 133ZM232 128H234L235 130L238 129L235 131L236 134H235V132H233L234 129L232 131ZM160 129H159V131H161V132L159 133V135L162 134L163 128L161 130ZM52 131L54 132V130H52ZM144 131H142L143 132L142 135L145 134ZM147 131H149V130H146V134L143 136H145V137H146V135L148 137L152 136V135H149V132H147ZM159 131L157 130L156 133H158ZM197 131H198V129H197ZM231 131L233 132V136H232ZM15 132L16 133H12V132H10V130H4V129L0 128V141H3V142L10 144V145H23L25 147L35 148L37 150L40 148V145L38 144V142L35 141L33 144L30 137L27 134H25V132H21L18 130H16ZM163 132H165V129ZM200 132H203V134H201ZM72 134H74V133H72ZM240 134L242 136L240 139H238L240 137ZM132 135L134 136L135 133ZM156 136L154 138H157ZM208 136H212V137L209 138ZM71 137L77 139V137L75 135H71ZM110 137L115 138L116 136L112 135L109 137H105V134L103 137L98 136V135L96 136V139L98 140V143H99V150L102 153H104L106 156L108 155L107 157L110 156L112 158L113 156L116 157L117 155L121 156L123 154V152L121 151L120 146L118 144H113V143L111 144L110 141L112 139ZM134 137H136V135ZM152 137H150V139H149V141L151 140L150 142L147 139V141L151 144H153L157 141V140H155V142H153ZM158 137H160V136H158ZM172 137H168V139H171L170 141H174V139ZM204 138H203V140H204ZM168 139L166 138L165 141H168ZM194 139H193V142H194ZM136 140L139 141V139H136ZM136 140H134V141H136ZM137 141L133 143L134 146L136 145V143H140V141L139 142H137ZM180 141H182V144ZM232 141H234V140H232ZM169 142H168V144L172 143V142H170V143ZM229 143H230V145H229ZM138 146H139V148L143 147V150H142L143 152L147 151L144 149V147H146L145 144L143 146H140V145H138ZM138 146H137V148H138ZM207 146H209L208 143H207ZM235 146H236V149H235ZM67 147H69V146H67ZM177 148L179 150V147H177ZM202 148H203V146H202ZM202 148H199L200 151ZM205 148H203L202 151L206 150V152H208V151L212 150V149L209 150L208 149L209 147L206 149ZM207 149H208V151H207ZM224 149H226V148H224ZM45 150L47 151L48 148H45ZM51 150H53V149H51ZM214 150H212V151L214 152L213 154H215L214 156L216 157L217 153ZM142 151H140V154L141 153L143 154ZM219 151H221V152H219ZM164 153L165 152H163V154ZM205 153H203V154L205 155ZM230 153H232V154H230ZM199 154H200V152L198 150L197 155H199ZM203 154L201 153L199 156L195 155L194 158L196 159V156H197V159L198 158L200 159V157H201L202 159H205L204 163H207L208 159L211 156H213V154L210 156V154H211V152H210V154L208 153L209 157L206 156L207 155L206 154L205 158H204V156H201ZM218 156H220V155H218ZM215 157H213V158L215 159ZM206 158H207V160H206ZM229 158H227V159H229ZM202 159H200V160H202ZM214 159H213V161H214ZM227 163H228L227 166H229V164H230L229 160ZM60 167L64 171H67L69 173V176L71 177V179H76L77 182H82L84 185H86L87 189L90 191V194H91V191H92L91 185H88L85 181H82L79 178V176L77 175V171L75 169H73V167L71 165L67 164L66 162H61ZM214 168H213V170H214ZM222 170H220V171H222ZM240 170H242V171H240ZM208 171H209V174L207 173ZM217 171H219V170H217ZM251 172L253 174H251ZM212 174L213 173H211V176H212ZM227 175H228V177H227ZM146 177L143 176V178H146ZM199 177L201 178V176H199ZM222 177H223V179H221ZM200 178H198L197 181H195V182H200L199 181ZM206 178L207 179L209 178V179L207 180ZM225 178H228V181ZM164 179H166V177L165 178L161 177L160 181H159V179L157 180V179L151 178L149 180V183L154 184V186L151 188L152 196L155 195V198L158 201L168 203L172 199V196L171 197L169 196V195H171L170 193L172 191L169 192L168 184L170 182L168 180L165 181L167 183L169 182L168 184L163 183L161 181ZM194 180H196V179H194ZM212 181H214V180L212 179ZM212 184H215V186ZM196 185H199V183ZM222 185H224V186H222ZM212 186H214V188ZM196 187L197 186H195L194 191H195ZM220 187H219L220 191L217 192V194L215 192L212 194V196H209V198L207 197V199L210 203L207 201V199L205 200V201H207L204 203V205L206 204L205 209L208 208L207 203H209V205H208L209 209H212V210H210L211 212L213 211V208L211 207L210 204H212L215 209H218V207L219 208L223 207V205L225 203L223 204L222 202L227 201L226 203H228L227 199L230 195L234 194L233 188L236 186L231 187L232 191L229 189L230 186L222 188V189L226 188L225 190H222ZM248 189L249 188H247V191H246L247 193L243 192V194L245 193L244 196H246V194H248L250 190H252V193L254 194V191L256 188L255 189L253 188L254 191L251 188L249 191H248ZM33 192H35V191H33ZM197 192H195L193 194H196ZM211 193L208 195H211ZM227 193L229 194V196ZM250 193H249V195H250ZM31 194H33V193H31ZM38 194L36 192L35 195H37L38 197L36 198L35 201H37V203H39L41 206H43V209H44L43 216L41 218L38 217V219L40 220L39 221L40 227H41L42 232L44 231L47 234V236L49 235L51 237L50 241L53 240V242H55V243L52 242V245L53 244L57 245V248L59 246V248H58L60 250L59 251L60 254H58V255H60L59 261L62 262V264H81L85 260V259L83 260V258H86L85 254H87V252L90 251L89 249H91L92 247L95 248L94 246L98 242L99 233L96 230L97 228L95 229V227L91 226V224H90V226L87 225V222H86L87 220H86V217L84 214L85 212L83 213L82 211H79L75 208V204L71 200L72 199L71 195L66 194V195L62 196L63 197L62 199H60V198H56L57 196L52 197V196H45L44 195L41 197L39 195H41L42 193H40L39 195ZM45 194H46V192H45ZM48 194H49V192H47V195ZM199 194L197 195L198 197H200L201 195L204 196L202 193H199ZM35 195H32V196H35ZM57 195H59V194H57ZM192 196L197 197L195 195H192ZM233 196L231 199H233ZM244 196H243V198H244ZM248 197H250V196H248ZM225 198H226V200H225ZM200 201L199 200L197 201L198 205H200V203L203 204V202H200ZM231 201L234 202V200H231ZM262 202H264V199L261 200V203ZM202 204H201V206H202ZM221 204H223V205H221ZM202 208H203L202 210H204V206H202ZM232 208H234V207H232ZM251 208H249V209H251ZM234 209L236 210L237 207ZM204 211H206V210H204ZM210 211H208V212H210ZM244 211H242V212H244ZM208 212H207V214H208ZM229 212H231V211L229 210ZM229 212H227V213L229 214ZM246 212H248V210ZM212 213H209V215H213ZM255 213H257V212H255ZM255 213H253V211L251 212V216H252L253 220L255 219L254 217L257 215ZM228 214H227V216H228ZM244 214H247V213L241 214L240 218H239V216L237 218L235 217V216H237L236 213L232 216H234L235 220H240L241 217H243L242 219H244V217H245ZM253 214H254V216H253ZM87 216L88 217H92V216L99 217V208H97L95 206L91 210L87 209ZM213 218H215V217H213ZM257 218H259V217H257ZM220 219H221V217H220ZM221 220H219V221H221ZM219 221L217 222L218 224H216V223L214 224L215 226H213L211 224L210 225L208 224V226L209 227L211 226V229L215 230L216 226L218 225L217 229H219L218 228L220 226ZM222 221L226 222V219L222 220ZM222 221H221V223H222ZM245 221H246V219H245ZM227 222H228V219H227ZM229 223L231 224V222H229ZM229 223H226V224H229ZM238 223H239V221H238ZM238 223H237V225L240 224L241 225L240 227H242L243 220L239 224ZM226 224L225 223L221 224V226H222L221 228H225L224 226H226ZM237 225L233 226V223H232L231 227H233V228H231L229 225H227L226 228L227 229L229 228L231 233L234 235L235 234L239 235V232H241V234L244 235V236H242L243 238L245 236L251 237V235L254 237L253 234H256V233L251 232L252 231L250 229L251 227L250 228L247 227L248 229H250V231L245 227L247 225V223H246V225H245V223L243 224V228H240ZM187 226H189V225L187 224ZM205 226H206L207 231H208V229H210V228L207 225H204V228H205ZM237 227L240 228V231H239V228H237ZM244 228H246L248 231H246V229H244ZM220 229L217 231H220ZM234 229H235V231H234ZM242 229H244V230H242ZM232 231H234V232H232ZM244 231H246L247 233L249 232L250 234L252 233V234L250 235L248 233L249 236H247L248 234H246V232H244ZM225 232H227V230ZM191 235H192V237H190V239L192 238L191 241H193L195 246L197 245L198 249H201L202 252L205 253L208 258L213 259L217 262L220 259H222V257H221L222 253H220L219 248H224L223 252L225 254L228 253L225 251L227 249L231 248V247L227 248L226 246L222 245L220 242H217L218 239L216 241L217 243H214V242L210 243L209 242V244H208L204 240V237H202L198 233L195 235H193V233H191ZM209 235H206V236H209ZM47 236H44V237L46 238ZM155 237H157V236H153L152 237L153 239H152L149 236L151 243L146 241V243H149V244H146V246H145V244L143 245V247H142L144 249L143 253L146 254L148 258H149V256L154 255V253L156 254V257H157V255H160L158 262H156V259H155L156 257L154 258L153 262H156L155 264H170L169 259H168L169 255L167 256V254L164 253L163 250H161V245L159 244L158 237L156 239H154ZM224 237H226V236H224ZM211 238H213V237H209L208 239L211 240ZM201 239H203V241ZM245 239H247V238H245ZM214 240L215 239L213 238V241ZM45 241H46V239H45ZM263 241H264V238H263ZM257 244H259V243H257ZM255 245L254 246L251 245V246L255 247ZM45 251H48V250H45ZM262 255H264V253ZM95 256L99 260V257L96 254H95ZM151 259L153 260L152 257L149 258V260H151ZM81 260H83V261L81 262ZM263 261H264V258H263ZM60 262H58V264H60ZM97 264H102V263L99 260V262H97Z\"/></svg>",
	"mask_w": 264,
	"mask_h": 264
}]
</instances>
